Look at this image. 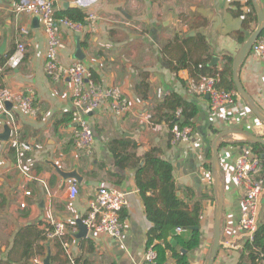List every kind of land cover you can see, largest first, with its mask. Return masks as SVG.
Returning a JSON list of instances; mask_svg holds the SVG:
<instances>
[{
    "label": "crops",
    "instance_id": "0c3cea01",
    "mask_svg": "<svg viewBox=\"0 0 264 264\" xmlns=\"http://www.w3.org/2000/svg\"><path fill=\"white\" fill-rule=\"evenodd\" d=\"M31 1L47 0H0V48L7 40L0 65L17 48L18 41L26 45L24 60L6 69L4 85L16 94L30 90L37 109L35 117H26L15 99L6 120L2 117L0 121V136L5 125L11 129L9 141L0 140V264H43L49 251L51 264H70L61 240L42 236L53 221L67 224L68 254L75 261L143 264L149 233L158 226L148 218L136 174L137 164L144 165V156L153 149L173 165L174 183L180 193L177 196L190 210L201 204L202 240L196 250L185 254L190 264H206L214 242L217 207L213 171L206 167L212 163L209 154L220 136L224 197L214 264H251L245 251L247 238L240 226L245 189L234 180V163L241 156L257 157L251 136L264 140V122L241 98L235 106L213 112L208 96L190 91L191 81L203 77V67L221 72L228 59L237 56L254 30L255 24L247 27L245 19L253 12L251 0L62 1L57 12L78 10L85 20L90 15L96 17L85 22L79 34L59 27L62 64L82 62L96 81L120 88L131 104L122 119L105 106L87 117L95 145L90 154L81 155L72 141V84L68 79L54 81L48 76L44 69L48 43L41 22L15 10L16 4ZM259 3L264 12V0ZM22 28L28 30L27 35L20 36ZM78 47L83 56L80 61L76 57ZM239 78L264 115V62L250 54L240 67ZM172 95L197 109L187 142L174 141L173 131L179 127L176 124L172 130L164 106ZM176 116L182 119L181 112ZM15 140L31 147L20 160L13 147ZM58 169L63 173L77 171L82 177L75 199H68L65 179ZM101 187L127 193L129 204L121 214L124 232L119 239L90 232L79 238L76 221L87 216L90 202ZM258 221L259 227L264 224V193ZM175 234L185 235L186 230L170 232L167 240H173ZM155 244L164 245L165 240ZM167 258V264L177 263L172 251L167 252Z\"/></svg>",
    "mask_w": 264,
    "mask_h": 264
},
{
    "label": "built area",
    "instance_id": "2783aa9c",
    "mask_svg": "<svg viewBox=\"0 0 264 264\" xmlns=\"http://www.w3.org/2000/svg\"><path fill=\"white\" fill-rule=\"evenodd\" d=\"M64 0L31 1L28 3L16 4L17 13H25L32 17L39 16L42 29L47 37V53L44 69L48 76L54 81L68 79L72 84V117L75 122L72 141L76 152L90 154L95 145L94 131L89 124L87 117L102 107L109 108V111L118 119L125 117L131 104L120 88L105 86L96 81L93 73L82 62H75L69 66L62 64L59 58V50L62 44L59 27H65L73 32H81L85 22L95 21L93 15L87 16L84 22H76L69 17H57V6ZM28 30L22 28L21 35H27ZM26 45L18 41L14 53L9 56L4 64L0 65V121L8 115L7 104L18 100V107L26 117H35L37 109L31 91L28 94H16L4 85V73L6 69L16 67L24 60ZM254 57L264 62V34L256 42L252 49ZM190 91L198 95H206L210 100V109L213 112L233 107L240 99L236 91H226L218 87L219 79L206 76L198 80H192ZM181 111L179 110L178 113ZM193 133L191 126L176 128L173 131L174 141H189ZM13 147L16 149V156L20 160L23 152H30L31 147L15 140ZM234 180L239 187L245 189V196L242 201L240 226L247 238L253 243L259 230V203L264 193V159L248 158L241 156L234 163ZM65 188L69 200L75 199L80 194L78 182L70 178L66 180ZM30 195V192L26 193ZM129 200L126 192L115 188L101 187L98 189L94 199L90 202L89 211L82 223L87 226L90 233H97L109 236L113 239L121 238L124 227L121 221V214L128 206ZM25 207V205H22ZM185 229L178 228L177 233ZM43 236L47 238H58L67 253L70 264H82L73 260L69 254V242L67 240V224L62 221H53L50 227L46 228ZM264 258V253L260 254ZM157 252L153 246L148 247L143 264H155Z\"/></svg>",
    "mask_w": 264,
    "mask_h": 264
},
{
    "label": "trees",
    "instance_id": "16d2710c",
    "mask_svg": "<svg viewBox=\"0 0 264 264\" xmlns=\"http://www.w3.org/2000/svg\"><path fill=\"white\" fill-rule=\"evenodd\" d=\"M17 1L19 2L20 0ZM249 5L253 7V12L245 17L246 23L248 24L247 27H250L251 23L254 24L258 21L252 0ZM56 16L59 18L69 17L71 20L76 22H84L86 17L78 10L57 12ZM239 39L241 43L245 42V38L243 39V36H240ZM14 51L15 49L8 53V55L3 59L2 64L7 61L9 56H11ZM232 63L233 59L229 58L224 71L218 72L215 69L203 67V69L200 70V74H202L203 77H216L219 79V88L226 91L237 92L232 78ZM193 76H195V73H193ZM194 79L198 80L196 78ZM164 106L169 111V113H167V117H169L172 130L176 124L179 128L193 125L192 120L197 115V109L195 107L191 108V105L188 104L187 101L183 100L182 97L172 95L165 100ZM179 110L181 111L182 119H179L176 116ZM252 146L255 155L258 158L264 159V145L260 143H253ZM116 156L119 160V164L123 165L119 154ZM144 157V165H139V163L137 164L138 171L136 174V183L144 201L149 220L158 226L150 231L148 241V247L153 246L157 252L155 264H167L168 251H172L173 257L177 262L176 264H190L188 255L182 253L179 248L191 252L200 246L202 240L200 230L201 204L197 203L195 208L190 210L188 208V204L177 196L178 190L174 183L173 165L158 157L157 150L153 149ZM211 157L212 154L210 153L209 159H211ZM206 168L209 171H212L211 164ZM150 191H153L151 195L148 194ZM178 228L185 229L186 234H175L173 236V240L178 243V246L173 248L167 240V237L170 232H173ZM156 240H165V244H155ZM30 249L31 246L28 251ZM245 251L250 254L251 264H258L260 261H264V258L260 257V254L264 253V224L259 227L253 243L248 241L246 242Z\"/></svg>",
    "mask_w": 264,
    "mask_h": 264
},
{
    "label": "water",
    "instance_id": "95a60500",
    "mask_svg": "<svg viewBox=\"0 0 264 264\" xmlns=\"http://www.w3.org/2000/svg\"><path fill=\"white\" fill-rule=\"evenodd\" d=\"M253 3L255 6V9H256V12H257V18H258L257 26H256L255 30L251 33V35L248 37L246 42L242 45L239 53L237 54V56L233 60L232 78H233V82L235 84L237 93L239 94L240 98L248 105V107L254 113V115L260 121L264 122V115L260 112V110L257 108L255 103L252 101L250 96L247 94V92L244 89V87L242 86L240 78H239L240 67L242 66L244 61L248 58V56L252 53V49H253L254 45L256 44V42L260 39V37L264 33V12L260 6L259 0H253ZM34 18H35L36 22L40 21L39 16H35ZM77 34H79V33H77ZM6 51H7V40L5 39L4 43L2 44V47L0 48V53L2 55H4V54H6ZM77 51H78V53L76 54V57H77L78 61H80L83 58V56L81 54V48L78 47ZM11 108H12V104L8 103L7 104V110L10 111ZM6 118L7 117L4 115L3 120H6ZM10 133H11L10 127L8 125H5L4 126V132L0 136V140L2 142L9 141ZM222 137L223 136L218 137L212 146V161H211L212 163L211 164H212V171H213V180H214V189H215V194H216V205H217V207H216V212H215L214 242H213L212 249H211V252L208 256L206 264H214V262L217 258L218 249L220 246V239H221V222H222V216H223V197H224L223 187H224V183H223L221 176H220L219 140ZM251 139H252V141H254L256 143H261L264 145V140L261 138L251 136ZM58 171H60V170L58 169ZM62 173L63 172L60 171V174H62ZM62 175H63V179H65V183H66V180H68L70 178L75 179L79 183H81V181H82V177L78 174L77 171H73L70 173H63ZM65 183H64V187H65ZM178 189L180 190L179 187H178ZM178 195H180L179 192H178ZM76 224L80 228V232L77 236L79 238L87 237L89 230H88L87 226H85L82 223V219H78L76 221ZM170 244L172 245L173 248H176L178 246V243L175 240H171ZM179 249L183 253L187 252L186 250H184L182 248H179ZM43 264H51V252L50 251H49L47 257L44 259Z\"/></svg>",
    "mask_w": 264,
    "mask_h": 264
},
{
    "label": "rangeland",
    "instance_id": "374dc122",
    "mask_svg": "<svg viewBox=\"0 0 264 264\" xmlns=\"http://www.w3.org/2000/svg\"><path fill=\"white\" fill-rule=\"evenodd\" d=\"M254 24L257 26V22H256V23H254ZM255 25H254V30H255V28H256V26H255ZM254 30H253V31H254ZM253 31H252V32H253ZM252 32H251V33H252ZM250 35H251V34H250ZM115 189H116V188H115ZM118 190H119V189H118Z\"/></svg>",
    "mask_w": 264,
    "mask_h": 264
}]
</instances>
